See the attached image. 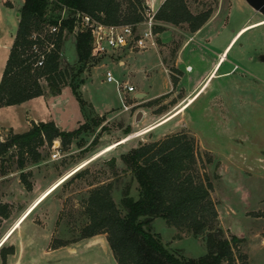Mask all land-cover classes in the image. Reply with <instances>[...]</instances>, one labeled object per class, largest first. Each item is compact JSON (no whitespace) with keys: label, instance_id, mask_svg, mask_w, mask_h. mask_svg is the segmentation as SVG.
<instances>
[{"label":"rangeland","instance_id":"374dc122","mask_svg":"<svg viewBox=\"0 0 264 264\" xmlns=\"http://www.w3.org/2000/svg\"><path fill=\"white\" fill-rule=\"evenodd\" d=\"M7 1L13 4L12 8L6 5ZM160 1L156 0V7ZM140 2L145 7L143 19L147 13L155 15L157 11L150 10L146 0ZM121 3L122 10L127 12V0ZM188 5L194 14L211 7V23L196 37L201 46L195 42L184 50L193 35L187 25H164L154 20V27H163L164 31L155 33L153 42L167 74L176 83L173 92L154 101L152 106L148 107L145 97L134 98L135 92L120 93L114 83L106 82L105 74L109 72L121 84L133 86L136 92H145L148 97L168 91L169 77L159 64L155 48L148 43L143 51L131 52L127 48L102 56L90 55L88 63L82 66L75 51V38L82 29L77 26L74 33L67 30L62 33L59 70L65 72V84L59 86L60 94L53 96L45 79H40L43 95L33 101V110L16 107L0 113V141L16 134L9 128V123L15 122L16 131H23L27 125L30 128L33 120L53 122L61 131L83 128L68 147L61 148L59 159H52L53 152L46 146L38 148L41 155L38 163L15 148L0 157V204H6L10 212V217L0 223V241L31 199L37 200L55 183L88 162L83 166L88 168L86 177L59 186L5 243L15 249L6 264H116L105 234L80 240L81 229L89 222L84 214L89 192L100 183H110L112 199L123 213L124 194L137 199L138 187L120 156L141 143L160 141L176 133L194 139L200 159L195 166L196 174L207 177L212 184L210 198L218 214L215 228L225 239L239 240L233 251L236 256H244V264L248 257L250 264H264V247L257 249L261 244L264 246V63L257 59L259 54H264V25L248 29L237 37L234 42L240 40L229 53V61L219 76H214L205 93L212 79L201 88L203 95L185 113L146 132L200 90L187 96L192 93L189 90L196 75L209 67L199 63V58L203 60L205 53L213 52V48L222 50L230 36L242 28L264 21L244 0H216L215 3L188 0ZM21 8L22 0H0V16L6 19L4 31L10 34L16 31V15ZM143 30L142 25L136 29L138 39ZM206 36L213 39L209 46L204 40ZM202 47L207 49L205 53ZM122 61L124 66L118 64ZM181 61L193 65L195 72L190 76L193 80L182 78ZM185 71L191 69L187 67ZM224 73L227 75L222 76ZM123 100L132 106L128 112L122 110ZM138 112L142 117L135 122ZM128 128L130 133L126 136ZM113 158L115 169L108 166ZM21 159L24 160L22 169ZM21 174H25L31 191H26ZM150 229L179 258L198 259L207 253L205 233L194 237L184 229H172L161 218L154 219ZM59 243L67 245L52 249Z\"/></svg>","mask_w":264,"mask_h":264},{"label":"trees","instance_id":"16d2710c","mask_svg":"<svg viewBox=\"0 0 264 264\" xmlns=\"http://www.w3.org/2000/svg\"><path fill=\"white\" fill-rule=\"evenodd\" d=\"M122 1L23 0L17 31L0 79V109L41 97L43 89L40 79H45L53 96L60 94L59 86L65 84V72L59 70L62 33L64 30L68 33L73 31L77 13L106 26L142 22L145 7L140 0H127V12L122 10ZM211 1L215 3L216 0ZM64 11L67 16L62 20L58 32L50 34L49 28L57 25ZM212 12L209 7L194 14L188 0H165L155 13L154 20L171 26L185 24L193 34L210 20ZM153 31L160 34L164 28L154 27ZM35 34L37 43H54V48L45 54L44 64L39 68L34 66L35 55L31 53L34 44L32 36ZM91 41L89 28L77 33L75 51L77 61L82 66L89 61ZM171 81L175 86L176 80L172 78ZM154 101L149 102L148 107ZM82 131L83 128L61 131L53 122H32L28 131L0 141V157L15 148L29 156L33 163H38L41 159L38 148H51L54 141H59L61 148L65 149ZM129 133L128 128L126 136ZM120 160L137 184L138 198L124 194L122 213L112 199L110 183H100L93 188L84 208L89 222L81 229L80 240L105 234L116 264H244V256H236L233 251V246L239 240L236 237L227 240L215 228L218 214L210 198L212 184L207 177L196 174L195 166L200 159L192 137L176 133L160 141L141 143L123 153ZM23 161L20 160V169L23 168ZM115 165V159H110L108 166L115 169ZM87 175L88 168L83 167L62 185ZM20 180L26 191H31L25 174L20 175ZM9 217V207L0 204V223ZM156 218L163 219L169 227L184 229L194 237L205 233L206 255L184 260L170 252L150 229ZM66 245L59 243L52 249ZM14 252V246L7 247L4 243L0 247L1 263L6 264L7 257L14 255Z\"/></svg>","mask_w":264,"mask_h":264},{"label":"built area","instance_id":"2783aa9c","mask_svg":"<svg viewBox=\"0 0 264 264\" xmlns=\"http://www.w3.org/2000/svg\"><path fill=\"white\" fill-rule=\"evenodd\" d=\"M65 11L62 13L60 19L57 22V25H52L49 28V33L55 35L58 32L59 27L62 25V20L65 17ZM154 14H146V18L142 22L129 24V25H120V26H106L98 22L93 21L90 17L84 14L77 13L75 15L73 33L75 32L76 27L80 26L83 30L84 28H89L92 32V41H91V56H102L106 55L109 52L123 50L130 48L129 50H138L142 51L146 49L147 44L150 43L151 46L155 47L153 39L155 37L154 29ZM144 26L143 33L141 38L138 39L136 35V29L139 26ZM77 30V29H76ZM34 44L31 47V53L35 55V65L36 67H42L45 61V54L50 52L54 48V43L44 42L43 44L37 43L36 34L32 36ZM136 47H132L136 45ZM188 70V69H187ZM105 80L107 83H114L119 92L134 93L135 88L130 85L121 84L119 81L113 78V76L106 72ZM124 102V100H123ZM132 106H127L124 102L122 105V110L128 112ZM52 150V159H59L61 152V145L59 141H54L51 146Z\"/></svg>","mask_w":264,"mask_h":264},{"label":"crops","instance_id":"0c3cea01","mask_svg":"<svg viewBox=\"0 0 264 264\" xmlns=\"http://www.w3.org/2000/svg\"><path fill=\"white\" fill-rule=\"evenodd\" d=\"M165 0H161L160 1V3H159V5L156 7L155 6V3H156V0H146V6L150 9V10H152V11H154V12H156L158 9H159V7L162 5V3L164 2ZM22 4H23V0H22ZM6 5L8 6V7H10V8H12L13 7V4L10 2V1H7L6 2ZM255 13V12H254ZM256 14V13H255ZM17 26H18V12H17ZM6 20V19H5ZM5 20L2 18V16H0V79H1V75H2V72H3V69H4V67H5V64H6V61H7V58H8V55H9V51H10V49H11V46H12V44H13V41H14V37H15V34H16V31H17V29H16V31L14 32V33H12V34H10V33H8L7 31H4V25H5ZM209 23H211V19L199 30V31H197L196 33H193V35L189 38L190 40L188 41V44L185 46V48H184V50H187V49H189V47L192 45V44H194L195 42H196V37H197V35H199L204 29H206L207 27H208V25H209ZM256 23V22H255ZM239 33H240V30L239 31H237L236 33H234L232 36H230V38L227 40V42H226V44L224 45V47L222 48V50H219V49H214L213 48V52H206L207 51V49L205 48V47H202L203 49H204V53L206 54V57H204V59H203V56H202V59L203 60H201L200 58H199V63H205V64H209V67L206 69V70H204V71H202L200 74H197L196 75V77H195V79H194V84H193V87L189 90V92H192L191 94H189V95H187V96H192L196 91H198L199 89L200 90H202L201 88H203V86H205L207 83H208V80L211 78V76L212 75H214V76H219V73L221 72V70L223 69V67H224V65L227 63V61H229V59H228V57H229V53L231 52V50L233 49V47L237 44V42L240 40V38L236 41V42H234L235 40H236V38L238 37V35H239ZM159 34V33H158ZM162 34V33H161ZM162 36V35H161ZM2 37H4V39L2 38ZM204 40L206 41V44L208 45V44H210V43H212V37H208V36H206V37H204ZM234 42V43H233ZM196 43H198V45L200 44L199 42H196ZM232 44V45H231ZM200 46H201V44H200ZM209 46V45H208ZM155 48V50H156V52H157V55H158V57H159V64H160V66L162 67V69H163V71L167 74V72H168V70H167V68H166V66H165V64H164V62H163V60L161 59V56H160V53L158 52V50H157V48H156V46L154 47ZM230 48V49H229ZM129 51H131V52H136V51H138V50H129ZM207 53H209V54H207ZM226 55V56H225ZM222 56H225V61L221 64V60H222ZM179 61V60H178ZM119 65H121V66H124L125 65V62L124 61H122V62H119L118 63ZM180 64H182V66H183V70H182V78L184 79V78H186L187 77V79H190L191 77V75L192 74H194V72H195V70H194V68H193V65L191 64V63H189V61H185V62H180ZM230 64H232V63H230ZM203 66V65H202ZM205 66V65H204ZM234 66V65H233ZM187 67H189L190 69H191V71L189 72V71H185V68H187ZM231 72V71H230ZM216 74V75H215ZM168 75V74H167ZM225 75H227V73H224V75H222V76H225ZM213 76V77H214ZM168 80H169V84H170V88H169V90L168 91H165L164 93H161V94H158V95H155V96H153V97H148V94L147 93H145V92H142V91H137V92H135V94H134V96L136 95V94H138V93H142V94H145L146 96H145V99H146V101H148V103L149 102H151V101H154V100H158V99H160V98H162V97H164V96H167V95H169L171 92H173V90H174V85L172 84V81H171V78H170V76L168 75ZM215 77V78H216ZM215 78H212V80L209 82V84L207 85V87H206V89L204 90V92L203 93H205V91L209 88V86H210V84L212 83V81L215 79ZM192 80H193V78H191ZM199 90V91H200ZM199 91L197 92V93H199ZM203 91V90H202ZM196 93V94H197ZM203 93L201 94V95H199L198 96V98L196 99V101L203 95ZM185 98V97H184ZM187 98V97H186ZM38 98H36V99H33V100H30V101H28V102H26V103H23V104H21V105H18V106H11V107H4V108H1L0 109V113L2 112V111H4V110H11V109H14V108H16V107H20V108H22L23 110H26V109H31V110H33L32 109V103H33V101L34 100H37ZM196 101H194L193 103H192V105L196 102ZM191 105V106H192ZM190 106V107H191ZM30 107V108H29ZM189 109V108H188ZM187 109V110H188ZM187 110H185L183 113H185ZM109 111V110H108ZM25 112V111H24ZM105 112H107V111H104V113ZM100 113H103V112H100ZM35 123H37L36 122V120H33ZM40 121H45V120H40ZM16 123V122H15ZM15 123H9V128H12L13 130H14V132L15 133H18V132H20V133H24V132H26V131H28L29 130V125H27V126H24V130L22 131V129H21V131H16L14 128L16 127V124ZM65 131V130H64ZM19 134V133H18ZM49 197V196H48ZM47 197V198H48ZM35 199V198H34ZM34 199H31L30 201H29V203L20 211V213L18 214V216L17 217H15V220L18 218V220L23 216V214H25L26 212H27V210L30 208V206L33 204V202L36 200H34ZM34 200V201H33ZM33 201V202H32ZM32 202V203H31ZM36 210V209H35ZM34 210V211H35ZM33 211V212H34ZM32 212V213H33ZM31 213V214H32ZM31 214L29 215V217L31 216ZM29 217H27L28 219H29ZM27 219V220H28ZM17 220V221H18ZM26 220V221H27ZM16 221V222H17ZM25 221V222H26ZM15 222V223H16ZM24 222V223H25ZM14 223V224H15ZM13 224V223H12ZM23 224V223H22ZM24 225V224H23ZM22 225V226H23ZM22 226H20V227H22ZM33 224L30 226V228H31V230H33ZM172 229H175V228H173V227H171ZM19 229H21V228H18V230L17 231H19ZM16 231V232H17ZM260 245V244H259ZM263 244H261L260 246H258V248L257 249H261L262 247H264V246H262ZM263 260H264V256H263V258H262ZM261 262H262V260H261ZM247 264H250V259H249V257H248V259H247Z\"/></svg>","mask_w":264,"mask_h":264},{"label":"bare ground","instance_id":"6f19581e","mask_svg":"<svg viewBox=\"0 0 264 264\" xmlns=\"http://www.w3.org/2000/svg\"><path fill=\"white\" fill-rule=\"evenodd\" d=\"M264 25V21L263 22H259L256 24H252L250 26L244 27L240 30V34L244 33L246 30L257 27V26H261ZM238 35V36H239ZM237 39V38H236ZM232 45V44H231ZM226 56V55H225ZM225 56H222V60H221V64L225 61ZM214 75L211 76V78L208 80L210 81ZM202 93V90L199 91V93H197L195 96H193L192 98H190L183 106H181L180 109H178L175 113L171 114L170 116H168L167 118H165L163 121L153 125L152 127H150L149 129H147L146 132L155 130L156 128L162 126L163 124L167 123L168 121H170L171 119H173L174 117H176L177 115L181 114L182 112H184L197 98L198 96ZM118 143V142H117ZM110 149V148H109ZM108 149V150H109ZM88 162L82 164L81 166H79L76 170H74L72 173L68 174L66 177L62 178L60 181H58L57 183H55L52 187H50L44 194H42V196H40L35 202L34 204H32L30 206V208L27 210V212L25 214H23V216L13 225V227L7 232V234L3 237V239L0 241V247L6 243L11 236L18 230V228H20V226L22 225V223L27 219V217L48 197L50 196L59 186H61L67 179H69L75 172H77L78 170L82 169L83 166H85Z\"/></svg>","mask_w":264,"mask_h":264},{"label":"water","instance_id":"95a60500","mask_svg":"<svg viewBox=\"0 0 264 264\" xmlns=\"http://www.w3.org/2000/svg\"><path fill=\"white\" fill-rule=\"evenodd\" d=\"M245 3L255 12L256 14L262 16L264 18V0H244ZM262 63H264V54L259 56ZM146 95L142 93H138L134 96V98H144ZM142 117V113L138 112L135 116V122H138Z\"/></svg>","mask_w":264,"mask_h":264},{"label":"flooded vegetation","instance_id":"af4514ba","mask_svg":"<svg viewBox=\"0 0 264 264\" xmlns=\"http://www.w3.org/2000/svg\"><path fill=\"white\" fill-rule=\"evenodd\" d=\"M260 55H262V54H259V55L257 56V59H258V61H259L260 63H262L261 60H260V58H259Z\"/></svg>","mask_w":264,"mask_h":264}]
</instances>
